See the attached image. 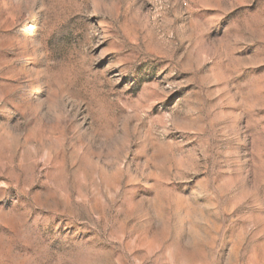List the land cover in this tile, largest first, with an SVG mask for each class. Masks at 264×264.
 <instances>
[{
	"label": "rangeland",
	"instance_id": "obj_1",
	"mask_svg": "<svg viewBox=\"0 0 264 264\" xmlns=\"http://www.w3.org/2000/svg\"><path fill=\"white\" fill-rule=\"evenodd\" d=\"M0 264H264V0H0Z\"/></svg>",
	"mask_w": 264,
	"mask_h": 264
}]
</instances>
